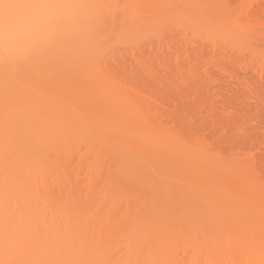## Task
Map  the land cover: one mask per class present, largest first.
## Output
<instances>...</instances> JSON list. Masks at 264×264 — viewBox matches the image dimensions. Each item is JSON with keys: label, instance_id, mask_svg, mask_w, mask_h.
Wrapping results in <instances>:
<instances>
[{"label": "bare ground", "instance_id": "1", "mask_svg": "<svg viewBox=\"0 0 264 264\" xmlns=\"http://www.w3.org/2000/svg\"><path fill=\"white\" fill-rule=\"evenodd\" d=\"M21 2L0 264H264V0Z\"/></svg>", "mask_w": 264, "mask_h": 264}, {"label": "clouds", "instance_id": "2", "mask_svg": "<svg viewBox=\"0 0 264 264\" xmlns=\"http://www.w3.org/2000/svg\"><path fill=\"white\" fill-rule=\"evenodd\" d=\"M33 7L21 0H0V21L7 30H15L25 21Z\"/></svg>", "mask_w": 264, "mask_h": 264}, {"label": "rangeland", "instance_id": "3", "mask_svg": "<svg viewBox=\"0 0 264 264\" xmlns=\"http://www.w3.org/2000/svg\"><path fill=\"white\" fill-rule=\"evenodd\" d=\"M143 41H146V40H143ZM143 41H142V43H143ZM147 41H148V39H147ZM146 43V42H145ZM217 92H218V88H216V85H214V88H213V91H212V94H215V95H211V96H215L214 97V99L216 98V100H218V97L219 96H217L218 94H217ZM257 132V131H256ZM262 138H263V136H262ZM262 138H260V140H262ZM262 144L264 145V138H263V141H262ZM263 145H260V147L258 146V148H261L262 147V151L264 152V146ZM258 148H256V149H258ZM261 149H259V151H260ZM261 151V153H258V151H256L258 154H263L264 155V153ZM260 155V156H261ZM264 160V159H263Z\"/></svg>", "mask_w": 264, "mask_h": 264}]
</instances>
